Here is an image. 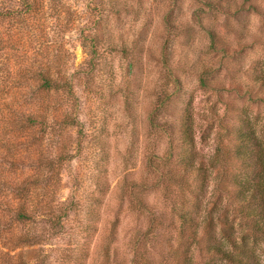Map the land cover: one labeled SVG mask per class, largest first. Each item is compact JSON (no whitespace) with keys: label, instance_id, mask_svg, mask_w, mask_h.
I'll use <instances>...</instances> for the list:
<instances>
[{"label":"rangeland","instance_id":"374dc122","mask_svg":"<svg viewBox=\"0 0 264 264\" xmlns=\"http://www.w3.org/2000/svg\"><path fill=\"white\" fill-rule=\"evenodd\" d=\"M44 74L59 86L44 89ZM260 77L264 0H0V223L11 228L0 264L4 252L30 264L155 262L168 230L198 259L165 196L172 125L189 106L198 160L217 168L201 229L208 212L233 220L219 149L233 147L227 128L241 120L264 147ZM68 114L76 123L63 126ZM20 210L32 219H15ZM234 221L264 264V238ZM155 223L154 258L140 245Z\"/></svg>","mask_w":264,"mask_h":264},{"label":"trees","instance_id":"16d2710c","mask_svg":"<svg viewBox=\"0 0 264 264\" xmlns=\"http://www.w3.org/2000/svg\"><path fill=\"white\" fill-rule=\"evenodd\" d=\"M93 52V56H95V50ZM255 80L264 83V80L261 81V77L255 78ZM57 86H59L58 81L56 82L51 76L44 74V89L57 88ZM63 87L71 91L68 83ZM235 89L243 92L239 86ZM251 91L248 89V92ZM162 104L166 107L170 105L167 100H164ZM188 108L189 106L184 108L176 124L172 125L178 130L177 144L173 147L177 152L173 154L172 148L165 156V161L161 162L160 165L163 167L164 178L175 185H166L165 196L167 199L170 196L171 201L174 202L173 212L179 221V224L174 226L177 237L196 244L199 257L195 259L189 247H183L184 241L176 242V234L168 230L154 245L157 249L158 259L152 262V259L149 260L147 256L144 259L146 262L140 261V264H221L218 259L226 264H262L261 260L247 248L245 243L237 240L234 220L238 219L244 229L253 235L264 238L263 144L255 130L244 120H241L238 125L228 126L227 138L228 142L233 143V147H220L219 149L226 162L221 176L223 190L229 197L230 205L234 206L236 215L233 220H230L227 213L222 214L217 219V223L213 213L208 212L209 214L204 218V225L201 229L203 220L198 212L208 186L209 169L210 167L216 168V166L209 164L204 158L198 160L199 156L195 151L194 144V118ZM75 123L76 119L70 114L66 115L62 121L63 126ZM171 159L174 161V167L168 166ZM233 165L237 170L236 173L228 169ZM147 167L151 168V165H147ZM15 219L24 221L30 220L32 217L27 212L20 210L15 215ZM153 220L156 222V217ZM157 224H152L150 229L144 233L143 244L140 245L144 253L148 254L149 252L154 255L152 250L148 248L147 242L152 229H155ZM10 229L7 225L5 227L0 223V238L6 231L10 232ZM2 254L6 257L4 260L7 264H30L27 261L15 263L14 258L16 256L10 252Z\"/></svg>","mask_w":264,"mask_h":264}]
</instances>
